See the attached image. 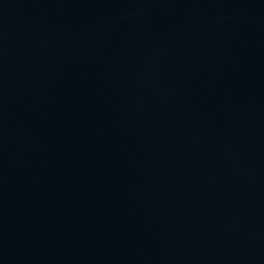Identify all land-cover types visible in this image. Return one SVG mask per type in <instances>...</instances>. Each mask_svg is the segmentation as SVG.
Here are the masks:
<instances>
[{"label":"water","instance_id":"water-1","mask_svg":"<svg viewBox=\"0 0 264 264\" xmlns=\"http://www.w3.org/2000/svg\"><path fill=\"white\" fill-rule=\"evenodd\" d=\"M0 264H264V0H0Z\"/></svg>","mask_w":264,"mask_h":264}]
</instances>
